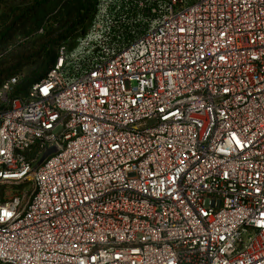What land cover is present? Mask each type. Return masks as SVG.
Masks as SVG:
<instances>
[{
    "label": "built area",
    "instance_id": "built-area-1",
    "mask_svg": "<svg viewBox=\"0 0 264 264\" xmlns=\"http://www.w3.org/2000/svg\"><path fill=\"white\" fill-rule=\"evenodd\" d=\"M18 80L0 264H264V0H97Z\"/></svg>",
    "mask_w": 264,
    "mask_h": 264
},
{
    "label": "trees",
    "instance_id": "trees-1",
    "mask_svg": "<svg viewBox=\"0 0 264 264\" xmlns=\"http://www.w3.org/2000/svg\"><path fill=\"white\" fill-rule=\"evenodd\" d=\"M96 4L97 0H21L6 5L0 12V57L8 47L16 46L17 37L30 38L42 28L48 29L29 49L12 55L10 65H5L9 61L0 62V85L18 76L11 95L26 96L32 85L45 78L54 66L60 47L73 48L75 40L87 32ZM26 67L35 68L23 75Z\"/></svg>",
    "mask_w": 264,
    "mask_h": 264
},
{
    "label": "rangeland",
    "instance_id": "rangeland-1",
    "mask_svg": "<svg viewBox=\"0 0 264 264\" xmlns=\"http://www.w3.org/2000/svg\"><path fill=\"white\" fill-rule=\"evenodd\" d=\"M21 0H0L1 4H0V12L4 9V7H6V5H11L12 3L15 2H19ZM47 28H42L37 34H35L34 36L28 38V37H24V36H19L16 38V46L15 47H8L6 52L3 53L4 56L0 57V62L4 63V61H9L11 59L12 55L18 54L20 50H24V49H29V47H31L32 43L35 40H40L42 39L43 35L45 34ZM12 62H7L5 65H10ZM35 67H37V64L35 65ZM28 68L26 67L23 71V75H28L32 72V70H34V68ZM6 189L4 188H0V199H2L4 197L5 191Z\"/></svg>",
    "mask_w": 264,
    "mask_h": 264
}]
</instances>
